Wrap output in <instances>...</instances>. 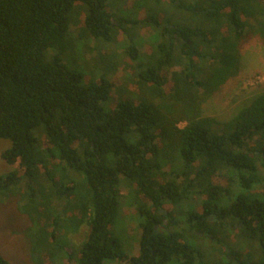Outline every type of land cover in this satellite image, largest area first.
Segmentation results:
<instances>
[{
    "label": "trees",
    "instance_id": "obj_1",
    "mask_svg": "<svg viewBox=\"0 0 264 264\" xmlns=\"http://www.w3.org/2000/svg\"><path fill=\"white\" fill-rule=\"evenodd\" d=\"M148 3L155 9L140 21L123 15L117 0H0V139L11 141L2 158L13 168L0 175V197L26 179L22 211L32 221L37 264H66L60 229L84 224L87 239L68 262L264 264V91L225 121L202 107L239 72L247 42L264 47V0L123 5ZM144 23L158 54L135 65L127 91L138 93L111 105L118 83L110 77L121 56L140 61L134 30ZM118 36L130 37L126 48H112ZM72 49L102 73L101 82L72 66ZM37 129L46 149L83 175V191L75 178L58 182ZM167 149L180 167L165 169ZM122 186L133 191L142 218L136 255L111 234ZM192 196L201 207L184 210ZM0 264H11L2 253Z\"/></svg>",
    "mask_w": 264,
    "mask_h": 264
},
{
    "label": "rangeland",
    "instance_id": "obj_2",
    "mask_svg": "<svg viewBox=\"0 0 264 264\" xmlns=\"http://www.w3.org/2000/svg\"><path fill=\"white\" fill-rule=\"evenodd\" d=\"M121 2V13L125 16L139 19L140 21L146 19L155 8L152 9L151 4L144 6L134 7V10L129 7H124L125 0H117ZM123 6V7H122ZM166 9V6H162ZM159 8V7H158ZM160 9V8H159ZM161 9V10H163ZM144 27L136 28L134 33V41L138 43L141 48L140 61L130 59L127 64L124 62V56H121L122 63L119 70L110 78L115 79L118 85L115 86L113 91V100L111 105L116 103L121 97L133 96L137 92L135 89L133 94L128 92L131 89L135 81V74L139 73L140 69L135 65L141 61H148L153 55L158 54L156 52L157 38L152 34L153 30H149L144 23ZM143 26V25H142ZM147 26V27H146ZM131 42L130 37L118 36L117 44H112V48L124 49ZM91 44V43H90ZM102 44L109 49L110 43ZM109 44V45H108ZM89 46V41L82 42L78 46ZM109 46V47H108ZM74 48V45L72 46ZM111 48V47H110ZM66 56L67 60H70L72 66L80 71L86 81L101 82L103 76L102 73L95 69L91 63L83 59H79L81 54L74 52L73 49L69 51ZM93 54H89L88 58H93ZM156 56V55H155ZM132 66L135 68L133 69ZM128 88V89H127ZM128 90V91H127ZM264 91V47L260 45L257 40L252 39L247 42L241 51L240 56V70L239 72L230 78L223 87L209 100L203 103V113L207 116L217 117L221 121H225L233 117L244 104L248 103L252 96ZM185 122L180 123V127L185 126ZM43 132V133H42ZM38 140L40 141L41 153L46 159L51 171H53L58 182L62 185L70 182L75 178L79 187L85 185V178L83 175L65 168V163L58 158V152L56 150L49 151L46 149L43 141L45 134L43 129H37L35 132ZM11 147V141L9 139H0V175L6 174L13 170V168L3 160L2 153ZM169 159L165 169L170 171L173 167H180L181 161L177 157V152H170L168 149L165 151ZM80 175L81 178L76 177ZM17 193H8L0 197V253H2L11 264H37L32 255V237L34 235V229L32 221L27 214L22 211L23 192L27 189V181L22 177L21 181L15 186ZM80 193V192H78ZM120 204L115 221L111 227V234L113 238L120 244L124 251L130 255H136L140 249L141 227L140 222L142 220L137 205L134 202V193L130 192V189L120 188ZM202 198H195L194 196L189 198V201L183 205L184 210H189L193 205L196 208H200ZM181 209V208H180ZM64 223V222H63ZM61 231L58 234V241L62 244L64 255L66 256L63 261L66 264H80L77 259L68 262L67 259L69 253L72 251L77 252L78 247L82 242L86 241L88 234V226L84 224L81 228L74 232L72 228L61 227ZM78 258V256H76ZM103 264H123L117 260H106Z\"/></svg>",
    "mask_w": 264,
    "mask_h": 264
}]
</instances>
